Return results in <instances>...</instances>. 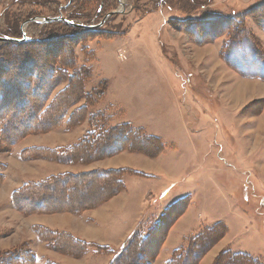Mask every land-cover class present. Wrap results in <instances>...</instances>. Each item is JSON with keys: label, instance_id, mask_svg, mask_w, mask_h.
Returning a JSON list of instances; mask_svg holds the SVG:
<instances>
[{"label": "rangeland", "instance_id": "374dc122", "mask_svg": "<svg viewBox=\"0 0 264 264\" xmlns=\"http://www.w3.org/2000/svg\"><path fill=\"white\" fill-rule=\"evenodd\" d=\"M99 2L100 0H0V36L22 39L25 34L28 39L26 41L48 36L55 37L52 42H60L59 45H55L56 47L50 45V42L45 43L46 46L42 47L43 49L38 44L19 48H0V53L2 51L3 55L12 54V59H7L8 63L11 60H18L21 50L27 51L31 57L38 58L43 55L47 67L51 61L52 49L59 48L64 54L69 51L68 49L74 50L76 60L80 62V64L77 63V67H84L83 70L86 69L88 74L90 72L85 80V91L90 96L89 99L84 97L75 103L68 110L69 113L88 102L89 115L103 112L106 117L101 116V121L107 127L131 123L148 134L153 135L155 131L169 143H166L159 135H154L162 140L163 150L155 157L142 152L136 153L159 158L166 150L173 149V153L177 156L193 157L186 175L182 178L178 175L167 177L165 189L162 188L163 190L154 194L153 201L148 204L151 207L149 214L146 210L144 216H156L158 219L170 205L181 199L179 194L181 190L183 191L182 188L189 189L188 185L183 184L190 178L203 175L204 178L213 177L216 180L214 191H221L218 193V202H225L226 205L218 204L217 201L216 204L211 205L209 204L211 201L206 200L205 205L201 206L206 210L208 217L211 215V219L216 217L224 220L231 231L228 235L227 231L208 249L199 264L207 253L217 246H220L218 255L225 249H231L236 253H248L264 263V174L259 173L256 168L247 169L245 172L232 171L235 167L233 162L238 164L239 161H243L247 147L253 148L257 138L255 135L263 142L259 150L254 153V158L261 159L264 155V117L260 118L263 124L258 127V132L253 131L249 126L248 128L242 126L239 128L241 132L238 133L246 137L243 138L242 135L239 137L238 133H232L235 128L227 127L231 112L224 101H229L231 105H246L249 110H242L239 113L240 116L247 115L250 111L260 113L264 84L259 78L243 76L235 69L239 73L236 77L231 71L224 70L221 61L214 57V49H218L219 46V54L225 61L222 56L223 45L229 40L231 30L236 27L239 33L242 27L245 32L237 38L241 44L236 48L235 53L239 55L237 60L246 64L249 60V48H246L245 38L249 44L255 45L253 49L259 47L264 54V0H160V2L158 0H111V2L107 0L104 7ZM69 5L75 14L76 12L81 14L78 16L79 19L70 18L69 13L67 14L66 9ZM115 10H121V12L109 17L102 25L104 27L100 26L109 34L107 36L99 34L78 36L68 28L57 25L62 22L43 23L40 20L43 16L64 15L76 23L100 24L106 15ZM182 20L197 22L201 31L215 30L220 35L201 44L194 39V35L188 34L185 28L181 27ZM232 25L235 27L230 30L229 27ZM10 26L16 28V31H13L15 34L8 31ZM62 41L64 43L61 46ZM207 61H211V66L206 63ZM225 64L234 70L226 61ZM196 66L199 68L196 69ZM251 66V70L258 67L253 63ZM26 72L27 69L23 70L19 77L26 76L28 74ZM29 76L28 74L27 77ZM27 77L26 80H28ZM210 83L217 91L211 87ZM65 85L66 83H63L58 90ZM100 92L103 93L100 95ZM57 94V91L54 92L52 98ZM36 122V120L31 121L33 124ZM12 124L18 123L12 121ZM82 124H86V128ZM79 125L82 128L78 132L82 131V133L75 143L80 141L90 129L88 119L77 126ZM75 127L71 129H76ZM84 129L85 132H83ZM52 141L55 140L49 134L42 136L34 134L28 138V142L32 143ZM145 146L146 143H143V147ZM13 149L8 152L0 150V161L9 157L8 154H11ZM125 151L127 150L121 152ZM94 161L96 160L78 165L85 166ZM0 164L2 170L7 167L6 163ZM26 167L25 165H22V168L17 166L15 170L22 171ZM139 174L145 175V173ZM54 175L58 174L48 177ZM14 181L10 180L9 185H15ZM105 182L89 177L77 181V188L71 190L68 187L71 184L70 181L63 179L44 190L45 195H53L51 200L44 202V205L62 206L69 202L73 203L76 198L92 201L96 196L89 197L86 195L87 191L93 189L97 193L103 192L107 185ZM168 190L170 191L165 196ZM8 193L7 185L0 189V253L9 250L19 253L22 245H26L36 253L31 238L39 234L35 226L32 227L30 223L37 220L50 222L52 220L31 218L28 216L31 213L25 214L19 210L22 214L15 210L6 202ZM22 196L23 205L32 204L30 196L34 197L33 193L25 192ZM234 196L237 201L231 200V203L235 204L230 206V198ZM191 203L190 196L189 201L185 203L186 206L188 205L185 210L179 207L174 213L170 211L177 216L172 225L188 211ZM213 224L215 223L209 221L203 223L201 227L199 226V230L189 235V238ZM41 241L46 244L45 248L57 251L48 240Z\"/></svg>", "mask_w": 264, "mask_h": 264}, {"label": "trees", "instance_id": "16d2710c", "mask_svg": "<svg viewBox=\"0 0 264 264\" xmlns=\"http://www.w3.org/2000/svg\"><path fill=\"white\" fill-rule=\"evenodd\" d=\"M106 1L107 0H100L99 3L103 4L104 7ZM158 1L160 2V0ZM70 8L71 5L66 9L70 18L79 19L78 16L80 13L76 12L75 14V11H72ZM180 24L181 27L185 28L184 30L188 34L194 35V39L201 44L211 41L220 35L219 32L215 30L213 32L207 30L201 31L197 22L192 23L188 20H182ZM57 25L68 28V30H71L72 33L78 36L81 34L85 37L91 34H99L102 36L109 35L103 30L102 27L104 26L98 28L75 27L64 22L58 23ZM233 25H235V23H233ZM233 25L229 27L230 30L232 27H235ZM237 28L238 27L231 30L229 33V40L223 45V58L241 75L264 79V54L259 47L253 49L255 45L249 44L244 36L245 42H247L246 48H249V60L246 64L236 59L239 57V55L235 53L236 48L241 45L237 38L245 34L243 27L240 33L239 30H236ZM14 30L16 31V28L10 26L8 31L13 33ZM54 38H49L47 36L26 42L0 41V48H19L30 44H38L41 46V49H43L42 47L46 46L45 43L49 44L50 42L52 46L59 45L60 42H52ZM63 43L62 41L61 46ZM68 50V52L64 54L59 48L56 50L52 49L51 61L47 67L43 55L38 58L31 57L27 54V51L21 50L19 51V59L16 61L11 60L8 63L7 59H12V54L3 55L1 51L0 150L6 152L11 151L14 144L28 134L48 132L63 126H65L66 129H71L88 119L90 129L77 143L57 148L33 147L23 151L22 156L27 158L45 157L53 161L66 163H86L113 156L124 150L142 152L152 157L160 153L164 145L159 137L148 134L142 129L133 126L131 123H122L107 127V125L101 121V116H105L103 112L89 115L88 102L78 106L69 113L68 110L79 100L84 97L89 99L90 94L85 91V80L89 77L90 72L88 74L86 69L84 71V67L78 68L77 65L80 64V62L76 60L75 51ZM22 52L23 54H21ZM251 63L256 64L258 67H255V70H251ZM85 65L87 66V63H85ZM12 67H14V70H12ZM26 69V73L30 76L27 77L28 74H26V76L19 77L20 74L23 73V70ZM5 73H9V75H4ZM26 77L28 80H26ZM63 83H66V85L58 90L59 86ZM56 91L58 94L52 98L53 93ZM102 93L103 92H100L99 94L101 95ZM261 106H264V100ZM32 120H36L37 122L33 124L31 123ZM12 121L14 123L17 122L19 125L12 124ZM10 129L11 131H9ZM143 143H146L145 147H143ZM127 172L142 173L129 168L97 169L82 173L67 172L48 177L39 182H28L13 192L12 205L25 214L55 211H73L79 213L87 208L102 204L110 197L123 190L125 188L123 176ZM89 177L99 179V181L103 182L106 181L105 183H107V185L104 187V190L105 188L111 189L102 200H98L96 197H94L92 201L78 200L76 198L77 200L75 199L73 203L69 202L62 206L44 205L45 201H49L53 198V195H45L46 192H44L51 184L59 183L63 179H67L71 183L68 186L70 187L69 189L75 190L77 188V181L85 180ZM4 178L5 174L0 171V184L3 182ZM25 192L33 193L34 197L30 196L31 205H23L21 203L23 200L22 195ZM189 198L190 196H186L177 200L170 205L158 219L145 216L135 231L118 249H112L109 246L83 240L65 231L51 230L48 227L39 225L35 226V228L41 239L48 240L50 245L61 253L80 257L86 254L90 249L95 248L98 252L114 253V257L110 264H152L153 259L157 256L165 240L170 225L177 217L175 216L176 214L172 213L178 210L179 207L185 210L188 206H186L185 203L189 201ZM58 202L59 200L57 199V203ZM150 208L151 207L147 209V214H149ZM170 211H172V213ZM227 231L228 228L224 222H217L212 226L205 227L196 236L188 238L184 245L175 249L166 264H199L201 258L208 249ZM36 261L37 254L26 245L20 247L19 253H15L13 250L0 253V264H34ZM223 262H228L229 264H264L261 260L250 254L243 252L236 253L231 249L222 251L213 264H222Z\"/></svg>", "mask_w": 264, "mask_h": 264}, {"label": "crops", "instance_id": "0c3cea01", "mask_svg": "<svg viewBox=\"0 0 264 264\" xmlns=\"http://www.w3.org/2000/svg\"><path fill=\"white\" fill-rule=\"evenodd\" d=\"M214 53L215 59L220 60L223 64V69L231 71V73L237 77L239 73L235 69L228 68L225 61L221 58L219 54V46L218 49H214ZM206 63H209V66H211V61H207ZM206 63L205 65L208 66ZM198 68L199 67L196 66V69ZM259 80L264 84L263 79L259 78ZM211 87L214 88L212 84ZM227 88L229 89V87ZM214 90L216 89L214 88ZM262 99L264 100V97ZM224 101L227 103L228 109L231 112V115L228 117L229 123L227 124V127L235 128L232 133L237 134L238 132H241V129L239 128L242 126L245 128H248L249 126L253 131H259L258 127L260 124H263V121H261L260 118L264 117V106L261 108L262 111L260 113L250 111L247 115L240 116L239 113L242 110H249L246 105L236 104L238 105L236 106L231 105L227 100ZM131 122L134 123L133 120H131ZM85 123L87 124V122ZM86 124H82L85 125L84 128H86ZM77 127H75L76 129L68 130L63 126L46 133L31 134V136L34 134L37 136L49 134V136L55 140L52 142H28V138L31 137L30 134L16 142L13 146V152L8 154L9 157L7 156L4 161H0V163L3 162L7 164V167L4 170L0 168V171L5 174L0 189L6 185L9 187L6 202L9 203V206H12L15 210L19 211V209L12 205L13 192L22 187L25 183L39 182L52 174L66 172L82 173L93 169L119 168H129L145 173V175H142L136 172V174L134 172H127L123 176L125 188L96 207L87 208L79 213L73 211H56V213L34 212L28 215L31 218H47L52 220L51 222L40 220L33 221L30 223L32 227L44 225L55 230L68 232L89 242L109 246L112 249H118L125 243L129 236L138 227L141 220L145 217V211L149 207L148 204L153 201L152 198L154 194L162 188L165 189L167 177L178 175L182 178L186 175L188 166L192 163L193 157L177 156L173 153V149L166 150L159 158H151L142 153L125 151L105 159H98L92 163L85 164V166H81L78 165L81 163L66 164L65 162L51 161L45 157L27 158L22 156L23 151L33 147L57 148L75 143V141L81 137L82 133V131L78 132L82 127H80V125ZM83 132H85V129ZM153 135H159V137H162L155 131L153 132ZM237 135L239 137L242 135L243 138L246 137L239 133ZM250 135L253 134L250 133ZM255 137L257 138L255 139L256 141H254L253 148L249 149L247 147V153L243 155L244 160L239 161L238 164L235 161L233 162L235 167H233L234 169H232V171L234 173L245 172L247 169L252 170V168H256L259 173L264 174V155L261 159L254 158V153L259 150L263 140L258 139V136L256 135ZM163 140L168 143L164 138ZM248 142L249 141L247 140V144H249ZM22 165L27 166L25 170H15L17 166L22 168ZM32 167L36 170H32ZM205 175L208 176L207 174ZM203 176L192 177L183 184L188 185L189 189L182 188L183 191L181 190L179 198L191 196L192 203L189 206L190 208L188 211L182 215L175 224L170 225L165 240L163 241L157 256L153 259L152 264H166L171 258L174 250L184 245L185 241L189 238V235L196 232V230H199V226L201 227L203 223L209 221L213 223L224 222L226 224L224 220L217 219L216 217L211 219V215L208 217L206 210L201 206L205 205L206 200L211 201L209 203L211 205L216 204V201L218 204L226 205L225 202H218V193H221V191H214L213 187H216L214 185L216 180L213 177L204 178ZM12 179L15 180V185L13 186L8 183ZM130 180L132 182H130ZM134 181L138 182L134 183ZM140 182H142V184ZM183 185L181 186L185 187ZM110 191V188H105L103 192L97 193L93 189H89L86 195H95L96 199L102 200ZM169 191L170 190L165 192V196L168 195ZM213 200H215V202ZM231 200L237 201L235 196L232 199L230 198V206L235 204L231 203ZM153 218L156 219L157 217L154 216ZM226 226L228 228V235L231 230L227 224ZM31 239H33V248L37 254V261L35 264H49L47 261H51L53 264H110L114 257V253L98 252L95 248L90 249L83 256L76 257L71 254L52 251L45 248L46 244L41 241L42 239H40L39 236H33ZM221 246H223V244H221ZM219 248L220 246H217L208 252L200 264H212L220 251L218 250Z\"/></svg>", "mask_w": 264, "mask_h": 264}, {"label": "water", "instance_id": "95a60500", "mask_svg": "<svg viewBox=\"0 0 264 264\" xmlns=\"http://www.w3.org/2000/svg\"><path fill=\"white\" fill-rule=\"evenodd\" d=\"M122 6H123V4H122ZM119 12H121V10H115L113 12H110L108 15L105 16V18L102 20V22L100 24L76 23L73 20L65 17L64 15H60V16H56V17H46V16H43V17L40 18V20L43 23L66 22V23H69V24H71L73 26H77V27H90V28H94V27H100V26H102L107 21V19L109 17H111L113 14L119 13ZM26 40H28V39L25 37V34H24V37L22 39L10 37V36H0V41L22 42V41H26Z\"/></svg>", "mask_w": 264, "mask_h": 264}]
</instances>
